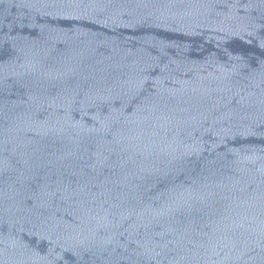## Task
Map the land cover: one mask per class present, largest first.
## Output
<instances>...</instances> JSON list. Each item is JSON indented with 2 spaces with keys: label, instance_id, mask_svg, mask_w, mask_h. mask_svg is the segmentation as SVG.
<instances>
[{
  "label": "water",
  "instance_id": "95a60500",
  "mask_svg": "<svg viewBox=\"0 0 264 264\" xmlns=\"http://www.w3.org/2000/svg\"><path fill=\"white\" fill-rule=\"evenodd\" d=\"M0 264H264V0H0Z\"/></svg>",
  "mask_w": 264,
  "mask_h": 264
}]
</instances>
